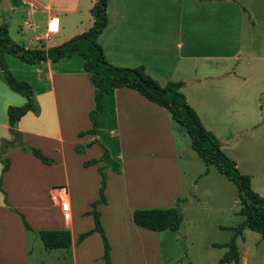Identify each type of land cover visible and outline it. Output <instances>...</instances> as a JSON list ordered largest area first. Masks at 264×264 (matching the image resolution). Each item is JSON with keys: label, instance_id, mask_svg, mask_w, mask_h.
<instances>
[{"label": "crops", "instance_id": "1", "mask_svg": "<svg viewBox=\"0 0 264 264\" xmlns=\"http://www.w3.org/2000/svg\"><path fill=\"white\" fill-rule=\"evenodd\" d=\"M93 3L0 0V26H7L8 37L21 50L46 51L92 27ZM106 3L107 24L97 43L107 62L119 68L143 67L161 87L182 83L181 91L203 127L239 173L249 177L251 189L264 198V128L258 116L264 86L260 77H251L252 68L264 70V30L255 31L264 23V0ZM52 18L58 19V31L50 34ZM17 56L4 53V60L16 80L30 84L35 111L21 117L13 130L21 134L23 144L38 149L52 164L42 163L18 144L6 145L0 154V264H27L31 232L25 230L22 218L34 232L69 230L72 244L65 251L73 264H104L97 233L76 244L79 234L93 228L86 213L99 199L98 168L106 175V204L97 209L111 247V264H163L162 250L167 263L187 262L188 244L194 240L186 227L193 221L186 225L184 218L186 213L197 216V208L210 203L207 199L215 202L207 211L221 218L215 231L229 237L222 243L208 242L209 248L224 250L216 263L235 264L219 262L234 238L238 264H248L238 249L248 229L237 236L235 231L243 221L235 184L216 166H206L192 150L186 129L166 109L132 89L118 88L104 97L96 132L88 134L94 91L83 60L75 55L55 63L46 59L28 64ZM25 103L0 69V149L2 139L12 141L7 109ZM5 159L9 167L3 171ZM197 161L205 165L199 178H212L209 190L198 191L196 184L192 191L186 189ZM89 162L95 163L86 165ZM56 187L68 192V220L50 199ZM170 208L182 217L176 231H151L133 222L136 210Z\"/></svg>", "mask_w": 264, "mask_h": 264}, {"label": "trees", "instance_id": "2", "mask_svg": "<svg viewBox=\"0 0 264 264\" xmlns=\"http://www.w3.org/2000/svg\"><path fill=\"white\" fill-rule=\"evenodd\" d=\"M91 15L93 25L90 29L68 42L43 50H24L18 55L22 61L28 64H36L46 59L55 63L64 58L79 56L83 60V71L89 76L93 86L94 108L89 112L91 129L88 134L94 135L98 126V119L103 110V99L111 95L118 88H128L138 92L146 100L166 109L172 119L186 129L191 139V148L203 160L206 166L214 165L218 171L233 182L238 191L241 204L240 215L243 221L235 229L236 236L242 230L256 232L264 238V198L255 193L250 187V179L239 173L235 163L226 157L219 147L215 136L206 130L201 124L194 110L189 106L182 93V83L169 82L161 87L154 79L145 73L143 67L119 68L109 64L104 56L101 46L97 43L98 35L107 24L106 0H93ZM21 48L14 44L7 33V26H0V69L10 89L26 98V103L19 107L7 109L8 125L14 129L21 117L35 111L33 92L30 84L16 80L9 71L4 60V53L15 55ZM6 145L0 149V154ZM21 149L39 159L44 164H52V160L46 158L38 149L30 148L26 144ZM89 162L88 164H94ZM3 171L8 170L9 161H2ZM101 176L98 190L99 199L90 204L91 210L86 213L92 217L93 228L78 235L76 244H80L88 236L97 233L102 243V260L104 264H111V247L108 237L101 223V213L98 211L99 204H106L104 194L106 175L102 168H98ZM1 189V187H0ZM133 222L138 227L151 231H176L182 217L176 208L162 210H136L133 213ZM23 225L27 232L32 228L24 218ZM43 247L46 250H68L71 247V235L69 230H40L37 231ZM227 253L220 259V263L234 262L238 264V254L233 238L227 245Z\"/></svg>", "mask_w": 264, "mask_h": 264}, {"label": "rangeland", "instance_id": "3", "mask_svg": "<svg viewBox=\"0 0 264 264\" xmlns=\"http://www.w3.org/2000/svg\"><path fill=\"white\" fill-rule=\"evenodd\" d=\"M262 21V20H261ZM264 23L261 22L260 26L255 30L256 32H260L264 30L263 27ZM252 56H255V54H251ZM76 59H79V57H76ZM80 60V59H79ZM20 62V61H18ZM255 63V62H254ZM259 73L257 74V72ZM252 73V79L254 80L255 77H260L261 83L264 86V70H258V66L251 69ZM264 96L259 98V103L262 106L259 112V120L261 125L264 128ZM264 132V129H261ZM264 136V133H262ZM4 141V139H2ZM2 143V142H1ZM195 158L197 156L195 153H192ZM199 166H195L190 172L189 176L191 177L189 179L188 184L186 186V189L192 191V185L196 184V188L198 191H202L204 189H211V182L212 178L211 176L208 178H199V173L203 168H205V165L201 163V161H197ZM201 166V167H200ZM209 168V167H208ZM211 171L214 170L212 167H210ZM213 174H216V171H213ZM188 179V177L186 178ZM236 193V188L234 189ZM210 203L208 205H201L197 208V211L195 212L197 216L193 214L188 215L186 213V216L184 218L185 224H189V221L191 224L186 227V231L189 235V237L194 240L192 245L188 244V254H189V260L187 262L183 261H173V262H165V254L166 251L162 250V257H163V264H217L216 259L219 257L224 250L223 249H211L208 247V242H217L222 243L223 241L228 240V235L226 236L224 233H218L214 229V225L221 220L218 216H216L215 212H208L207 207L209 205H214L211 203L212 199H207ZM237 205H235V212L237 211ZM192 219V220H189ZM239 219V217H238ZM234 223H237V217L234 220ZM28 247L31 249V253L28 257V260L26 261L27 264H73V261L69 257V254L66 253L65 250H46L44 249L42 243L40 242V239L36 232L32 231L28 234ZM238 249L242 255H246L248 264H264V238L252 231L246 230L243 234V241L238 242ZM124 264V262H122ZM134 264H144L139 261H134Z\"/></svg>", "mask_w": 264, "mask_h": 264}, {"label": "built area", "instance_id": "4", "mask_svg": "<svg viewBox=\"0 0 264 264\" xmlns=\"http://www.w3.org/2000/svg\"><path fill=\"white\" fill-rule=\"evenodd\" d=\"M48 29L50 34L58 31V19L52 18L49 20ZM50 199L55 204L58 205L63 213L64 219H69L70 206L68 201V192L65 187L52 188L50 191Z\"/></svg>", "mask_w": 264, "mask_h": 264}, {"label": "water", "instance_id": "5", "mask_svg": "<svg viewBox=\"0 0 264 264\" xmlns=\"http://www.w3.org/2000/svg\"><path fill=\"white\" fill-rule=\"evenodd\" d=\"M23 51L24 50H19L15 54L16 55H20L21 53H23ZM8 132L12 136V141L7 142V141L4 140V141H2V146H4V145L12 146L13 144H18L19 146L23 145L21 134L18 131L13 130V129H9Z\"/></svg>", "mask_w": 264, "mask_h": 264}]
</instances>
